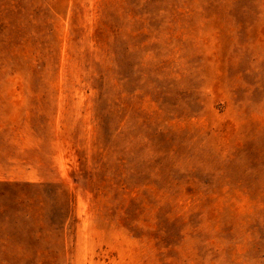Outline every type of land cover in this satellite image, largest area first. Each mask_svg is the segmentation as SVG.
<instances>
[{"label": "rangeland", "instance_id": "1", "mask_svg": "<svg viewBox=\"0 0 264 264\" xmlns=\"http://www.w3.org/2000/svg\"><path fill=\"white\" fill-rule=\"evenodd\" d=\"M0 264H264V0H0Z\"/></svg>", "mask_w": 264, "mask_h": 264}]
</instances>
